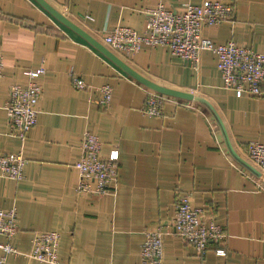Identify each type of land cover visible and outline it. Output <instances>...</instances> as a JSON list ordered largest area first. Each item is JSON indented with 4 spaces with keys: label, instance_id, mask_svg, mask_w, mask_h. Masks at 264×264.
Instances as JSON below:
<instances>
[{
    "label": "crops",
    "instance_id": "1",
    "mask_svg": "<svg viewBox=\"0 0 264 264\" xmlns=\"http://www.w3.org/2000/svg\"><path fill=\"white\" fill-rule=\"evenodd\" d=\"M44 1L143 78L205 99L218 115L233 155L203 106L166 103L161 116L144 115L149 89L34 0H0V154L21 152L26 160L22 180L0 177V210L17 211L18 230L9 243L28 253L35 233L55 231L58 264H143L146 233L172 220L176 195L185 193L226 238L198 255L179 238L164 236L161 264H264V182L245 167L256 170L247 145H264V94L237 97L224 89L211 52H204L193 69L166 47H142L125 57L102 44L116 27L143 33L144 11L157 5L180 12L204 0ZM206 1L231 5L234 16L205 28L204 38L264 53V0ZM40 67L37 123L21 143L10 135L3 106L10 87H26L27 74ZM72 75L87 85L85 91L73 88ZM104 85L112 89L108 106L99 104ZM85 133L98 138L103 156L118 151L115 191L104 196L76 191L74 165ZM218 247L224 256L215 254ZM5 264L44 263L10 256Z\"/></svg>",
    "mask_w": 264,
    "mask_h": 264
},
{
    "label": "built area",
    "instance_id": "2",
    "mask_svg": "<svg viewBox=\"0 0 264 264\" xmlns=\"http://www.w3.org/2000/svg\"><path fill=\"white\" fill-rule=\"evenodd\" d=\"M144 14L147 19L143 33L127 27H116L103 37L102 44L116 55L125 57L138 53L142 47H166L173 57L187 62L193 69L198 68L204 52H211L216 57V68L224 89L232 91L237 97L246 94L259 98L264 94V53L253 52L232 41L214 45L203 36L205 28L231 20L234 16L231 5L204 0L199 5L187 4L180 12L157 5L144 11ZM3 68L0 55V81ZM43 73L42 67L30 71L26 87L11 86L8 100L3 106L10 135L21 143H24L29 131L37 123L42 88L36 79ZM71 81L75 90L87 89V85L75 75H72ZM111 95L109 85L101 87L99 104L108 106ZM166 103L191 109L195 107L194 103L147 90L142 113L149 117H159ZM246 153L256 171L264 177V145L249 143ZM25 165L26 160L21 152L0 154V177L18 182L23 179ZM74 167L78 174V193L100 197L115 191L119 171L118 151L112 149L103 156L102 144L96 136L84 134L81 156ZM17 230L16 209L0 210V236L6 240L0 243V264H5L10 256H22L44 264H58L60 238L57 232L35 233L30 251L22 253L9 243ZM164 236L179 238L191 245L198 255H203L212 245L220 246L226 238L222 228L205 217L201 209L193 207L189 195L185 193L176 195L172 220L146 233L140 249L143 264H161ZM214 252L217 256L225 255L219 247Z\"/></svg>",
    "mask_w": 264,
    "mask_h": 264
},
{
    "label": "water",
    "instance_id": "3",
    "mask_svg": "<svg viewBox=\"0 0 264 264\" xmlns=\"http://www.w3.org/2000/svg\"><path fill=\"white\" fill-rule=\"evenodd\" d=\"M42 9H44L48 14H50L54 19L59 21L61 24H63L65 27L79 35L82 39H84L89 45H91L93 48H95L97 51H99L102 55H104L108 60H110L114 65H116L119 69H121L124 73H126L129 77H131L133 80H135L140 85L146 87L147 89L168 96L176 99H180L183 101L199 104L203 106L213 117L215 120L217 126L219 127V130L223 136L226 148L228 151L232 154V150L230 148V145L228 144V140L224 131V128L222 126V123L219 120L218 115L212 108V106L203 98L195 96L189 92L185 91H179L176 89H171L168 87L157 85L156 83H153L136 72H134L132 69H130L128 66H126L122 61H120L117 57H115L112 53H110L107 49H105L102 45H100L97 41L92 39L90 36H88L86 33L81 31L78 27H76L74 24H72L70 21L65 19L63 16H61L59 13H57L51 6H49L44 0H34ZM233 155V154H232ZM245 166V165H244ZM256 178L260 179L262 182H264V177L257 172L256 170L252 169L251 167L245 166Z\"/></svg>",
    "mask_w": 264,
    "mask_h": 264
},
{
    "label": "rangeland",
    "instance_id": "4",
    "mask_svg": "<svg viewBox=\"0 0 264 264\" xmlns=\"http://www.w3.org/2000/svg\"><path fill=\"white\" fill-rule=\"evenodd\" d=\"M191 94H193V95H196L195 93H191ZM195 106H197V107H198V106H199V104H195ZM199 107H201V106H199ZM201 108H202V107H201Z\"/></svg>",
    "mask_w": 264,
    "mask_h": 264
}]
</instances>
